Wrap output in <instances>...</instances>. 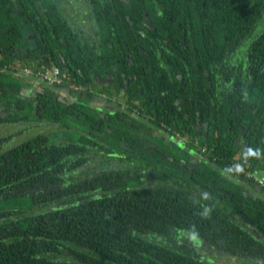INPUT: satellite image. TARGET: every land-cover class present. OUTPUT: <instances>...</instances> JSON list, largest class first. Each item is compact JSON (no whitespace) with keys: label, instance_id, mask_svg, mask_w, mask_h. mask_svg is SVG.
Listing matches in <instances>:
<instances>
[{"label":"trees","instance_id":"16d2710c","mask_svg":"<svg viewBox=\"0 0 264 264\" xmlns=\"http://www.w3.org/2000/svg\"><path fill=\"white\" fill-rule=\"evenodd\" d=\"M86 4L0 0V264H264V0Z\"/></svg>","mask_w":264,"mask_h":264},{"label":"rangeland","instance_id":"374dc122","mask_svg":"<svg viewBox=\"0 0 264 264\" xmlns=\"http://www.w3.org/2000/svg\"><path fill=\"white\" fill-rule=\"evenodd\" d=\"M52 2L57 4L61 8L63 14L70 23L69 25L73 28V31L75 30L76 33L78 31L79 34L82 36V40L85 39L87 45L95 44L97 42L95 31L93 30L92 24L88 19L89 15L87 14L88 8H87L86 0H52ZM20 42L25 44L27 47H32L34 49H37L35 42L32 40L31 36L26 31H24V37ZM107 80L112 84V86H115V84L112 81V77L108 75ZM31 88L34 89V87ZM101 97H98L97 99V104L99 106L105 104L104 99ZM108 106H112V104L111 103L109 105L107 104V107ZM13 129L14 128L11 126L0 129V135L8 131H13ZM184 249L185 251L191 253V255L195 257H202L215 263L240 264L239 262L242 261L240 259L221 254L204 245H200L196 247L192 245L188 237L186 238Z\"/></svg>","mask_w":264,"mask_h":264},{"label":"built area","instance_id":"2783aa9c","mask_svg":"<svg viewBox=\"0 0 264 264\" xmlns=\"http://www.w3.org/2000/svg\"><path fill=\"white\" fill-rule=\"evenodd\" d=\"M24 73L31 74L32 71L29 69H24ZM45 82L49 84H58L60 83L59 70L54 68L52 70H44L37 73ZM260 175V176H259ZM248 177L254 179V183L257 185L264 184V172L257 171L255 174H248Z\"/></svg>","mask_w":264,"mask_h":264},{"label":"clouds","instance_id":"9594fccd","mask_svg":"<svg viewBox=\"0 0 264 264\" xmlns=\"http://www.w3.org/2000/svg\"><path fill=\"white\" fill-rule=\"evenodd\" d=\"M30 70V69H29ZM48 70V69H47ZM26 74V73H25ZM59 84V83H58Z\"/></svg>","mask_w":264,"mask_h":264}]
</instances>
